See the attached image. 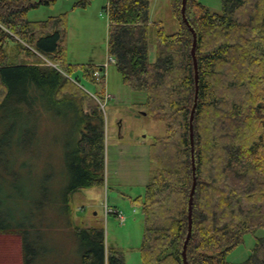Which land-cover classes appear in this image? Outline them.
<instances>
[{"label": "trees", "instance_id": "16d2710c", "mask_svg": "<svg viewBox=\"0 0 264 264\" xmlns=\"http://www.w3.org/2000/svg\"><path fill=\"white\" fill-rule=\"evenodd\" d=\"M53 1L0 0V108L15 95L18 83L28 84L33 78L51 83L53 102L74 103L82 124L74 178L65 194V217L82 243L81 264H127L122 250L107 246L103 226L74 223L73 194L105 184L106 122L98 99L110 97L92 95L60 67L42 60L61 65L69 75L82 70L84 78L96 81L98 66L66 63V13L39 21L28 18L31 8ZM91 1L76 0L74 6L86 7ZM152 1L109 0L105 7L111 23L109 54L124 83L145 92L140 105L147 115L166 124V133L150 145L153 168L144 197L132 201L141 205L145 219L143 264H186L182 251L194 177L190 137L196 92L194 35L183 19L182 0H170L179 22L171 33L163 21L152 20ZM222 2L221 12L200 0H188L186 8L198 36L199 68L194 118L197 186L189 264H231L228 256L244 243L245 235L264 231V0ZM154 41L156 58L151 61ZM75 98L87 108L84 114ZM45 186L50 189L48 183ZM8 217L5 225L0 221V233L21 236L24 264H45L30 248L28 237L29 230L40 226H12L15 219ZM242 264H264V233L256 236Z\"/></svg>", "mask_w": 264, "mask_h": 264}, {"label": "rangeland", "instance_id": "374dc122", "mask_svg": "<svg viewBox=\"0 0 264 264\" xmlns=\"http://www.w3.org/2000/svg\"><path fill=\"white\" fill-rule=\"evenodd\" d=\"M200 1L212 11L221 12L223 9L222 0ZM75 2H43L28 12L32 21L66 13V63L74 66L93 64L99 67L102 75L101 81L94 82L84 78L82 70L70 74V77L77 78L79 85L92 95L110 97L103 107L106 156L107 148L109 151L107 167L105 162L108 188L106 190L105 175L104 185H94L73 194L74 223L83 221L88 226H103L107 246L122 250L127 264H143L141 246L145 219L141 205L132 201L144 197L153 168L150 145L166 133V124L147 115L146 109L140 105L146 100L145 92L125 84L121 72L111 60V23L105 10L109 0H92L86 7H75ZM151 17L154 21H163L170 33L179 28L170 0H161L160 4L153 0ZM41 58L61 68V65ZM155 58L154 41L150 46V60ZM26 81L16 85L15 95L0 108V221L2 226L5 225L7 220L10 221L8 215L11 214L15 219L12 226H40L36 227L37 231L29 230L28 237L30 248L41 262L81 264L82 243L73 228L69 227L70 222L63 208L66 207L65 194L74 178L73 165L78 157L82 115L74 103L64 99L53 102L51 83H40L34 78L29 79L28 84ZM75 99L80 102L81 114H84L87 108H83L81 99ZM117 141L132 145L130 148L127 145L123 147L125 159H131L135 149L140 150L137 162L121 163L118 168V153L111 147ZM47 183L49 190H46ZM106 203L110 207H120L126 221L121 223L115 213H106ZM263 233V230L247 233L244 243L229 254L231 264H242L253 249L256 236ZM43 246L47 252H43ZM52 258L57 260L51 263ZM0 264H24L20 235L0 233Z\"/></svg>", "mask_w": 264, "mask_h": 264}, {"label": "water", "instance_id": "95a60500", "mask_svg": "<svg viewBox=\"0 0 264 264\" xmlns=\"http://www.w3.org/2000/svg\"><path fill=\"white\" fill-rule=\"evenodd\" d=\"M187 1L188 0H182V16L185 21V23L190 27L191 31L194 35V41H193V47H192V55L194 58V66H195V83H196V92H195V102L191 111L190 115V137H191V144H192V162H193V185L190 192V198H189V227H188V233L183 245V258L186 264H189L188 257H187V249H188V243L191 239L192 232H193V202H194V194L196 191L197 186V166H196V159H195V148H194V118H195V112L198 105V98H199V68H198V60H197V54H196V46H197V32L195 28L191 25L189 19L187 18L186 14V8H187Z\"/></svg>", "mask_w": 264, "mask_h": 264}, {"label": "crops", "instance_id": "0c3cea01", "mask_svg": "<svg viewBox=\"0 0 264 264\" xmlns=\"http://www.w3.org/2000/svg\"><path fill=\"white\" fill-rule=\"evenodd\" d=\"M158 1V3L160 4V1L161 0H157ZM109 3V2H108ZM156 4H157V2H156ZM61 72H63L65 75H67V77H69L70 79H72L71 77H70V75L67 73V72H65L63 69H59ZM72 80H74V79H72ZM74 81H76L78 84H79V82L77 81V80H74ZM111 96V95H110ZM141 142V141H140ZM113 145H111V147L112 148H115V150H117V153H118V157H117V162L119 163V165H118V168L120 167V164L121 163H125V164H127V163H129V162H131V163H135V162H137V160H138V158H139V153H140V150L139 149H135L134 150V153L135 154H133L132 155V158L131 159H125V152H124V150H123V147H125L126 145H127V147L128 148H130V146H132L131 144H129V143H119V141H117V143L115 142V143H112ZM108 153H109V151H108V148H107V156H106V167H107V164H108ZM121 153H122V155H121ZM105 175H106V172H105ZM118 184H119V182H118ZM107 188H108V178H107V175H106V190H107ZM79 192V191H78ZM106 206H108V207H110L107 203H106ZM105 206V207H106ZM111 208H113V209H115V210H121L122 211V209L120 208V207H117V206H112V207H110V209ZM82 210H84V207H83V209ZM95 214H97L96 212H95ZM93 225H95V224H93ZM89 226H92V225H89ZM14 234H17V233H14ZM19 235V234H18Z\"/></svg>", "mask_w": 264, "mask_h": 264}, {"label": "built area", "instance_id": "2783aa9c", "mask_svg": "<svg viewBox=\"0 0 264 264\" xmlns=\"http://www.w3.org/2000/svg\"><path fill=\"white\" fill-rule=\"evenodd\" d=\"M111 60L114 62L115 61V58L113 56H111ZM101 70L98 69L94 72V77L97 81H101ZM95 96V95H94ZM109 97V95H107ZM98 99V98H97ZM101 103V107L103 109V107L105 106V103L108 101L107 100V97L104 99V100H101V99H98ZM109 212H114L116 213L117 217L119 218L120 222L121 223H124L126 221V215L123 211L121 210H115L113 208L110 209V207L106 206V213H109Z\"/></svg>", "mask_w": 264, "mask_h": 264}]
</instances>
